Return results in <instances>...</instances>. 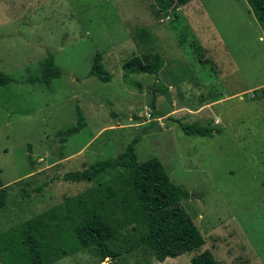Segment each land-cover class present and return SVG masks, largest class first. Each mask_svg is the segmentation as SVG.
Listing matches in <instances>:
<instances>
[{"label":"rangeland","instance_id":"rangeland-1","mask_svg":"<svg viewBox=\"0 0 264 264\" xmlns=\"http://www.w3.org/2000/svg\"><path fill=\"white\" fill-rule=\"evenodd\" d=\"M231 3L191 0L166 14L155 0H0V72L17 81L0 86V181L9 188L0 234L52 209L66 214L117 173L91 183L64 175L115 159L140 137L139 161L157 157L189 192L181 204L205 238L200 251L219 264H264V88L249 91L264 84V45L244 48L236 64L223 45ZM98 53L109 82L89 76ZM146 53L163 57L157 78L123 71ZM49 57L60 77L30 83ZM77 106L87 124L61 152L56 135L77 124ZM181 123L215 132L188 136ZM132 240L105 262L87 249L49 264H191L197 254L161 263L128 251Z\"/></svg>","mask_w":264,"mask_h":264},{"label":"trees","instance_id":"trees-1","mask_svg":"<svg viewBox=\"0 0 264 264\" xmlns=\"http://www.w3.org/2000/svg\"><path fill=\"white\" fill-rule=\"evenodd\" d=\"M155 1L167 14L178 11L191 0ZM246 1L264 31V0ZM186 42L185 34L179 44ZM196 50L202 51L200 46H196ZM202 59L203 56L200 63L204 62ZM163 66L161 54L146 53L144 57L127 60L122 68L127 75L148 74L157 78ZM89 76L102 82H109L112 78L99 53ZM59 77L54 59L49 57L42 63L41 75L28 81L51 85ZM12 82L17 81L0 72V86ZM76 114L77 124L56 135L62 144L61 152L68 138L87 124L79 106ZM180 127L188 136L210 137L215 132L211 124L181 123ZM139 141L140 137L134 138L115 159L65 174L64 181L91 183L104 173H117L109 181L71 200L66 214L62 209H52L1 233L0 264H49L87 249H94L101 262H105L123 254L119 244L129 241L130 235L133 240L128 251L144 248L161 263L168 258L197 253L191 264H219L209 249L200 251L206 245L205 238L181 204L190 197L189 192L171 181L157 157L139 161L135 149ZM8 195L9 188L0 181V210L5 208Z\"/></svg>","mask_w":264,"mask_h":264},{"label":"crops","instance_id":"crops-1","mask_svg":"<svg viewBox=\"0 0 264 264\" xmlns=\"http://www.w3.org/2000/svg\"><path fill=\"white\" fill-rule=\"evenodd\" d=\"M229 10L231 12L228 13L230 29L223 36L225 41H223V45L228 44V51L238 65L240 64L239 57L241 51H243L244 48L251 47L252 49H255L259 44L264 45V34L261 32L260 24L256 20V17L246 0H233V3L230 4ZM230 34L235 35L231 36ZM235 36L242 39L243 43H240L239 46L236 44ZM263 88L264 84L259 83L256 87L250 88L249 91H257ZM234 96L235 95H232V97Z\"/></svg>","mask_w":264,"mask_h":264},{"label":"water","instance_id":"water-1","mask_svg":"<svg viewBox=\"0 0 264 264\" xmlns=\"http://www.w3.org/2000/svg\"><path fill=\"white\" fill-rule=\"evenodd\" d=\"M153 109H155V94L153 92V102H152Z\"/></svg>","mask_w":264,"mask_h":264}]
</instances>
